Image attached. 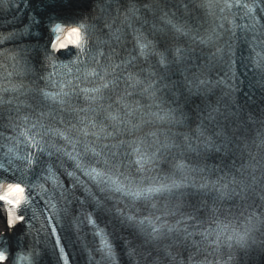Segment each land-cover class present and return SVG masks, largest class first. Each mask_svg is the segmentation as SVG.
Listing matches in <instances>:
<instances>
[{"label": "snow or ice", "instance_id": "snow-or-ice-1", "mask_svg": "<svg viewBox=\"0 0 264 264\" xmlns=\"http://www.w3.org/2000/svg\"><path fill=\"white\" fill-rule=\"evenodd\" d=\"M79 2L85 5L86 7L88 6V4L95 2L97 7L100 9V12L105 15H107L108 9L110 8V5L106 2V0H79ZM41 3L44 4L47 10L56 12V10L60 8H70L73 5L74 0H41ZM262 5H264V0H253L252 4L246 3L242 5V7L246 10L245 15L250 21L248 24L245 25V27L248 28L250 31L256 32L260 30L262 33H264V24L260 23L262 17H258L257 15L258 11L264 12V6ZM232 6L233 5L227 3H225L224 5L225 8H229ZM137 11L138 10L135 8H130L128 10V13L130 15L126 14L125 20L134 17ZM57 20H61L59 14H57L55 18L52 16L48 17V30L54 35L55 38L50 39L48 41V44L45 45L43 51V57L45 61H52L54 54L65 47L63 43H60V37L58 35L63 30L62 25L77 22L76 20L62 19L61 22L58 23ZM79 20H83V17H80ZM42 24L43 17L40 20H37L33 17L29 23L25 24L24 28L18 34L21 44L23 46L19 49L17 57L19 58V61L23 62V70L26 72L36 71L32 65V58L33 54L37 56L40 55V51L38 48L30 47V45L32 44V41L37 38L38 35L37 32L34 31V29L39 28L40 26H42ZM103 27H107L111 30V24H109L107 20H105ZM89 28L95 29L96 25L84 22L80 24V27H72L68 33L69 37L73 35H75L76 37V40L72 41V43L79 45L81 43L82 29L87 31ZM176 31L179 32L181 31V29L176 28ZM118 32L119 29L114 32L110 31V40H115L118 42L120 40V36L117 34ZM25 38H27V42H25ZM208 39L211 40V37H209ZM201 42L204 43L206 41L202 40ZM101 43L107 44L109 43V41L101 40ZM135 47L138 50V56H158V64L164 69H168L171 63H178L180 60L183 59L182 51L180 49H176L175 59L169 61L164 53L157 52L152 46L151 42L142 39L139 35L136 37ZM262 51H264V49H262ZM98 54L100 56L105 55L103 52H99ZM109 58L111 57L109 56ZM136 58V56H132L130 59L122 61V63H131L132 60H135ZM114 67H120V65H115ZM257 67L264 70V58H261V60L257 61ZM105 73H107V69H105ZM37 78L43 79V76L37 73ZM128 79L133 80V77L129 75ZM112 83H115V81H112ZM141 83L143 82L140 80H134V84ZM193 83L195 84L196 90L198 92L200 85H204L206 81L203 79H198V81H195ZM19 87H22V85H20ZM103 87L107 88L108 84L105 83ZM164 87L167 88L168 85L165 84ZM174 87L176 86L174 85ZM8 90L9 89L7 88L4 89L5 92H7ZM12 90L17 91L19 90V88L14 86ZM39 91L45 99H51L53 101L59 100L60 103H64L63 99L60 98L59 95L53 96L51 93L43 91V89H39ZM84 91L87 92L88 90ZM91 91L99 93L100 89L96 88L92 89ZM144 91L149 93L150 96L155 97L157 89H155L153 84L149 82L145 87ZM188 91L189 93H191L193 89L189 88ZM63 95H67V93H64ZM180 95L181 97H183L184 100L187 99V97H184V94L182 92ZM92 99L94 100L95 97H92ZM8 103H10V101H8ZM173 103L176 104V108L170 109L168 113V119L172 123L181 124L183 123V120L185 118V114L180 107L181 100L174 98ZM213 111H218V109H213ZM17 118L18 117L12 116L11 112H9V126L19 127V125L16 123ZM23 119L27 121L28 118L25 116L23 117ZM109 119L115 121L118 119V117L109 113ZM249 119H251V116L249 117ZM85 120H87V117L81 119V123L84 126L79 129L80 134L84 137H87L89 134H91L99 138V132H89V124L92 128H96L97 125L92 121L84 123ZM37 127V124L32 125L33 129ZM40 127L44 126L40 125ZM103 131L104 130L101 128L100 132ZM197 131L199 132L200 137L204 136L203 130L198 129ZM49 135L62 137L67 143L72 145L73 152L76 154L74 155L73 152H67L62 148H58L55 144L50 143L49 141H44L43 143H41L44 137ZM19 136L25 137V140L19 141V137H4L3 139L5 140V143L0 145V178L7 179L4 177V173H7L11 169L13 172V177L17 181L15 183H7V189L5 193L3 195H0V202H3L0 203V264H14L12 255L9 251L12 243L11 236L15 234L17 232V229L20 228V226L23 225L28 219V216L26 215L28 209L22 207V205H26L29 203L25 196V184H28V186L32 188H38L40 192L44 194V196H47L45 203L47 209L51 212L50 216H44V221L41 223L40 229L36 230L37 233L43 231L46 225H51V221L53 219H55L56 223L59 224L69 215L70 210L66 206V204H71L73 199L79 200V197L76 196L77 190H79L84 196V200L80 201L81 204H83L85 201H88L92 204H95V206L98 208L102 209L104 207V200L98 198L97 194L93 192L91 188L87 187L83 181L80 180L79 176L76 175L75 171H67V169L63 170L64 174H66L68 177L73 178V183L71 185L70 190L64 188L63 185L58 182L56 178V173L53 171V166H48V174L45 177V181H51L53 185L52 191L53 193L58 192V196L49 194L48 189H46L43 184H32L29 180L28 170H30L34 164H39V160L34 159L33 154L31 152L26 151L25 153H22L21 149L16 146V143H13V145L9 147V140L23 142L25 144L26 150L35 147L39 150L41 154L46 153L49 156L53 155L54 153H63V155L67 156L70 160L75 162L76 169L81 170L83 174L89 177L98 187L100 185H104V187H99V191L101 193H121L126 197L132 198L133 200H139L141 198L147 199L154 193H160L164 191L171 193L173 189H179L182 187V183H177L175 180H173L170 185H161L160 187L141 188L139 186H133V184L131 183L126 186L123 182L114 180L111 176H107L105 172L98 171L95 167H91L90 165L82 163V154L77 151V145L81 141L78 138H73L68 130L62 131L58 128L48 127L45 128L43 133H41L40 131H36L32 134H30L29 132H20ZM216 136L217 138H223L219 139L218 142L217 139H213L211 136H208L204 137L203 140H200L195 145L189 142L187 147L191 151H195L198 154L201 151L205 153L210 151H214L217 153L221 151H227L229 149L231 141L227 137H224V134L222 132L216 133ZM37 137H40V139H37ZM5 149L7 150L5 151ZM134 151L137 155L141 156V159L137 160L136 163L143 166L144 160L140 149L137 148L134 149ZM87 152H92L94 155L100 154L96 152L94 146L85 144L84 154H86ZM179 167L183 168L184 165H179ZM60 168H63V163H61ZM233 183L238 184L240 191L237 192L236 189L233 188L231 193L222 192V196L237 194L247 198L248 194L251 193L252 195H259L260 199L264 200V185H261L258 191L256 187L257 182L255 177L252 178L251 183H245L244 181L237 182L235 180H233ZM201 187H207V185H201ZM224 187L227 188V185H225ZM4 204L8 205V207L4 208ZM249 207H252V205H249ZM31 211V219L33 220H37L40 216L44 215L43 213L38 214L35 208H33ZM120 214L123 216L122 211L120 212ZM262 215H264V213H262ZM85 219L88 223H94L90 216H86ZM253 219L257 221L259 220V218L256 217L255 212H253L249 217V222L251 223ZM124 221L127 222L133 228L137 229V231L143 235V245L150 246L137 247L136 245L130 244L127 250V255L132 259H136L137 264H158L157 259L153 257V249H155L156 251L162 250L166 254V256L174 259L172 249L180 246H183L185 249L191 248L192 251L190 252L188 259L191 260L193 264H200V262L196 260V257L202 252L207 251V249L203 247V245L205 241L208 240V236L212 235L211 233H198L202 237V239L198 241L193 238L195 235H197V233L189 232L187 228L181 230L173 227L165 228V226L163 225L160 227H156L151 223V221H148L146 226L145 220H137L134 215L125 216ZM73 223L78 228L79 224L83 223V221H80L77 217H73ZM32 227L33 226L31 224L28 225V232H25V237L28 233L31 232ZM254 231L255 228L253 226L246 228L243 233L234 231L231 234L227 235L225 237V240L229 242L228 247L231 249L233 247V244L231 242L234 241L235 246L241 251H243L245 255H250V253L255 250H259L261 253H264V239H257L252 234ZM48 235L49 238H54L52 250L56 254L57 264H59L60 261H63L64 264H69L70 257L65 252V246H62L61 236L57 232V227L54 225L48 227ZM17 243H20V241L18 240ZM210 243L216 245L214 251H217L221 244V233H218L216 235V239L214 241H211ZM104 245L107 249L105 259L109 262V264H111V261L113 260L112 247L107 243V241H104ZM57 249H59L58 252H56ZM36 254L38 253H36L35 246H33L32 250L28 252L27 255L21 254L17 257V259L31 261L33 256ZM232 258L233 257L230 254L229 260H231Z\"/></svg>", "mask_w": 264, "mask_h": 264}]
</instances>
